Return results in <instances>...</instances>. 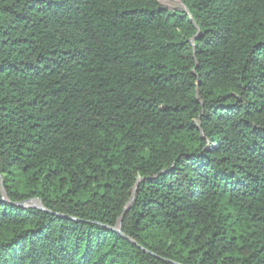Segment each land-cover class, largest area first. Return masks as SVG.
Masks as SVG:
<instances>
[{
    "label": "trees",
    "instance_id": "trees-1",
    "mask_svg": "<svg viewBox=\"0 0 264 264\" xmlns=\"http://www.w3.org/2000/svg\"><path fill=\"white\" fill-rule=\"evenodd\" d=\"M183 4L0 0V264H264V0Z\"/></svg>",
    "mask_w": 264,
    "mask_h": 264
},
{
    "label": "rangeland",
    "instance_id": "rangeland-1",
    "mask_svg": "<svg viewBox=\"0 0 264 264\" xmlns=\"http://www.w3.org/2000/svg\"><path fill=\"white\" fill-rule=\"evenodd\" d=\"M161 5L170 12L185 11L183 0H159ZM27 206L40 207L38 202H32Z\"/></svg>",
    "mask_w": 264,
    "mask_h": 264
},
{
    "label": "water",
    "instance_id": "water-1",
    "mask_svg": "<svg viewBox=\"0 0 264 264\" xmlns=\"http://www.w3.org/2000/svg\"><path fill=\"white\" fill-rule=\"evenodd\" d=\"M192 43L194 44L195 43V40H193ZM38 203L40 204V207H38V208H43L41 202H38Z\"/></svg>",
    "mask_w": 264,
    "mask_h": 264
}]
</instances>
